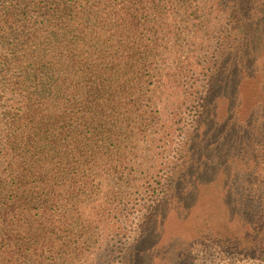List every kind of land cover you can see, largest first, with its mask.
Returning <instances> with one entry per match:
<instances>
[{
    "label": "rangeland",
    "instance_id": "1",
    "mask_svg": "<svg viewBox=\"0 0 264 264\" xmlns=\"http://www.w3.org/2000/svg\"><path fill=\"white\" fill-rule=\"evenodd\" d=\"M46 1L0 0V264H263L234 156L264 147V0H154L142 75L51 65Z\"/></svg>",
    "mask_w": 264,
    "mask_h": 264
},
{
    "label": "trees",
    "instance_id": "2",
    "mask_svg": "<svg viewBox=\"0 0 264 264\" xmlns=\"http://www.w3.org/2000/svg\"><path fill=\"white\" fill-rule=\"evenodd\" d=\"M153 1L47 0L48 8L45 5V11L49 15L48 29L54 30L58 27V33L48 38L45 45L52 55L51 65L59 64L70 46L71 49L76 47L93 56L95 53L105 54V59L109 58L112 66L116 67L118 62L122 68H134V71L142 75L147 70V63L141 52H138V46L129 47L130 38L128 33L124 36V31L128 24L137 28L141 21L147 19ZM57 20H60V23L57 24ZM130 50L131 53H128ZM70 54L74 56L72 52ZM129 54L131 59L128 58ZM95 57L92 67L98 71L104 62L98 56ZM123 60L124 64H121ZM241 145L245 152L242 153L237 148L234 156L241 174L240 180L236 182L237 200L259 242V248L253 249V258L264 264V160L258 157L264 147L262 138L256 137V128L250 130ZM239 234L243 239L241 244H248L247 236ZM8 247L9 242L0 240L1 251ZM239 248L240 245H226L224 252L226 255L230 251L238 253Z\"/></svg>",
    "mask_w": 264,
    "mask_h": 264
}]
</instances>
